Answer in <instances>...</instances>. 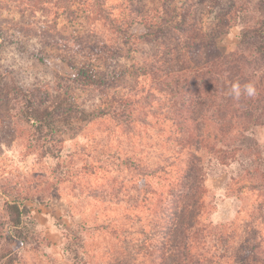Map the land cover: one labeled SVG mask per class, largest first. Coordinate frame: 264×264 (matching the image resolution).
I'll return each mask as SVG.
<instances>
[{
  "label": "rangeland",
  "instance_id": "1",
  "mask_svg": "<svg viewBox=\"0 0 264 264\" xmlns=\"http://www.w3.org/2000/svg\"><path fill=\"white\" fill-rule=\"evenodd\" d=\"M185 1L101 0L104 12L95 13V0H0V74L4 76L0 85V211L5 201H13L14 194L3 193L10 185L47 174L52 186L51 195L38 205L25 202L32 222L23 226L27 239L18 250L21 264L145 262L141 253L150 242H143V231L152 232L150 213L147 202H141L143 193L134 191L132 183L135 179L142 184V177L125 169L118 157L136 154L149 165L163 164L165 170L146 177L149 186L161 191L174 178L167 172L174 169L167 164L178 146L172 120L162 115L169 96L145 75L154 54L163 51L159 45L163 41L138 38L147 32L141 22L128 29L135 38L120 31L136 13L156 15L157 11L170 20L176 18V12L187 8ZM258 4L259 0H221L216 6L211 0L195 1L186 17L188 23L194 15L195 22L187 27L212 32L217 48L232 52L243 27L256 25L261 17ZM179 38L168 37L166 43L174 45ZM187 54L192 67L198 57ZM79 69L100 78L102 86H82ZM11 83L21 88L42 86L45 100L72 107L56 118L52 137L59 142L53 149L60 146L57 158L39 156L38 150L29 149L25 139L15 135L17 131L23 137L25 132L12 126L26 123H13L17 101L12 100ZM119 102L131 104L136 113L129 119L115 118L111 110L121 106ZM252 135L264 157V127H255ZM206 151L200 152L206 188L202 219L224 224L230 236V258L217 262L262 264L248 254L264 240V206L261 215L257 209L263 198L250 185L254 180L246 169L251 167L243 156L221 164ZM168 175L172 178L167 179ZM112 178L119 185L126 182L128 193ZM111 188L117 193L99 191ZM8 229L9 224L3 230ZM74 233L81 240L73 242ZM216 244V240L208 243L210 254L221 251Z\"/></svg>",
  "mask_w": 264,
  "mask_h": 264
},
{
  "label": "trees",
  "instance_id": "2",
  "mask_svg": "<svg viewBox=\"0 0 264 264\" xmlns=\"http://www.w3.org/2000/svg\"><path fill=\"white\" fill-rule=\"evenodd\" d=\"M95 1L98 7L94 12H104L103 2ZM188 1H185V10L176 12V18L170 20L157 11L156 15L136 13L135 17L126 21L125 29L120 31L127 38H135L137 36L128 33V29L134 22H141L147 32L138 38L163 41L159 44L163 51L154 54L155 60L147 65L145 75L160 84V89L169 96L166 111L162 115L164 118L167 115L172 120V136L178 146L174 156L170 154L173 157H170L171 161L167 164L174 169L167 170L174 174V178L161 191L149 186L146 177L165 170L163 164L149 165L143 157L136 154L118 157L125 169L132 170L143 181L142 184H138L135 179L133 181L136 184L132 182L134 191L143 193L141 202L146 201L148 204L152 227V234L143 231L146 234L143 242H150L147 250L141 253L142 259H145L143 264H216L223 257L230 258L227 254L230 236L224 231L225 225L202 219L206 188L201 150H207L221 164H227L237 156H243L248 161L251 168H247L246 173L254 180L250 183L252 189L261 191L263 199L257 209L259 215L263 214L264 157L252 134L255 127H264V0H259L261 17H258L257 24L244 26L237 49L228 53L217 48L212 32L205 31L202 27H187L188 23L195 22L194 15L188 23L186 18L195 1L204 4L210 0ZM220 1L211 0L214 6ZM195 10L196 7L192 9ZM175 35L180 37L176 44L166 43L168 37ZM187 53L198 57L192 67L189 66ZM80 79L82 86H102H99L102 84L100 78L84 69H79ZM3 81L4 76L0 74V85ZM172 81L174 85L171 84ZM235 82L241 85L252 82L257 95L252 98L242 96L238 101L233 99L229 90ZM9 86L14 96L12 100L17 101L11 116L14 118L13 123L20 124L23 121L30 127L29 129L24 124L12 126L14 130L25 132L23 137L17 131L15 135L24 138L29 149L38 150L39 156L57 158L60 146L54 148L55 152L53 147L58 146L59 142L52 137L57 128L56 118L60 116V112L64 114L72 107L65 108L63 101L45 100L42 86L21 88L15 83ZM119 103L121 106L111 110L115 118L129 119L130 115L136 113L135 108L129 107L131 104ZM168 176L167 179L172 178ZM112 179L128 193L129 186L127 187L126 182L121 181L119 185ZM17 186L10 185L9 189L3 190L4 194L14 195L13 201H5L0 211V264L20 263L17 258L18 250L24 248L27 239L23 234V226L32 222L25 202L30 200L41 203L51 195L52 186L47 174ZM12 190L22 193H13ZM99 191L112 193L113 188ZM93 195L98 196L97 193ZM261 222L264 224V221ZM7 224L9 229L5 232L3 229ZM70 239L73 242L81 240L76 233ZM215 240L221 251L210 254L207 245ZM248 254L254 261L264 264V240L256 244Z\"/></svg>",
  "mask_w": 264,
  "mask_h": 264
},
{
  "label": "clouds",
  "instance_id": "3",
  "mask_svg": "<svg viewBox=\"0 0 264 264\" xmlns=\"http://www.w3.org/2000/svg\"><path fill=\"white\" fill-rule=\"evenodd\" d=\"M229 95L235 100H240L242 96L252 98L257 95V89L252 82L245 83L241 85L239 82L231 84Z\"/></svg>",
  "mask_w": 264,
  "mask_h": 264
},
{
  "label": "crops",
  "instance_id": "4",
  "mask_svg": "<svg viewBox=\"0 0 264 264\" xmlns=\"http://www.w3.org/2000/svg\"><path fill=\"white\" fill-rule=\"evenodd\" d=\"M28 201V200H27ZM34 204L35 205H38V203H36V202H34ZM26 206L29 208V205H28V203H26ZM39 206H41V205H39ZM32 211V210H31ZM53 246V245H52ZM15 264H21V263H15Z\"/></svg>",
  "mask_w": 264,
  "mask_h": 264
}]
</instances>
